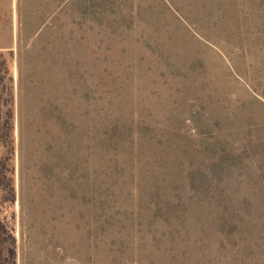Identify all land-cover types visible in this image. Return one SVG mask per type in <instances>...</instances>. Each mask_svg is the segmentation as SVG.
Returning <instances> with one entry per match:
<instances>
[{
	"label": "rangeland",
	"instance_id": "obj_1",
	"mask_svg": "<svg viewBox=\"0 0 264 264\" xmlns=\"http://www.w3.org/2000/svg\"><path fill=\"white\" fill-rule=\"evenodd\" d=\"M0 264H264V0H0Z\"/></svg>",
	"mask_w": 264,
	"mask_h": 264
},
{
	"label": "trees",
	"instance_id": "obj_2",
	"mask_svg": "<svg viewBox=\"0 0 264 264\" xmlns=\"http://www.w3.org/2000/svg\"><path fill=\"white\" fill-rule=\"evenodd\" d=\"M233 158H234L233 154L228 153L226 156L222 157V160H226L227 161V160H231Z\"/></svg>",
	"mask_w": 264,
	"mask_h": 264
}]
</instances>
